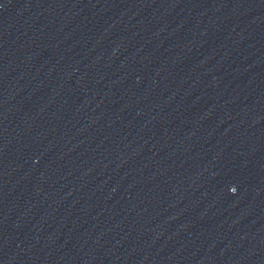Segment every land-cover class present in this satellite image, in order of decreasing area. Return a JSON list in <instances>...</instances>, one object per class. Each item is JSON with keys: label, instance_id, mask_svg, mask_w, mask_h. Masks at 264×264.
I'll return each instance as SVG.
<instances>
[{"label": "water", "instance_id": "95a60500", "mask_svg": "<svg viewBox=\"0 0 264 264\" xmlns=\"http://www.w3.org/2000/svg\"><path fill=\"white\" fill-rule=\"evenodd\" d=\"M0 264H264V0H0Z\"/></svg>", "mask_w": 264, "mask_h": 264}, {"label": "clouds", "instance_id": "9594fccd", "mask_svg": "<svg viewBox=\"0 0 264 264\" xmlns=\"http://www.w3.org/2000/svg\"><path fill=\"white\" fill-rule=\"evenodd\" d=\"M232 191L234 192L235 191V188H233Z\"/></svg>", "mask_w": 264, "mask_h": 264}]
</instances>
